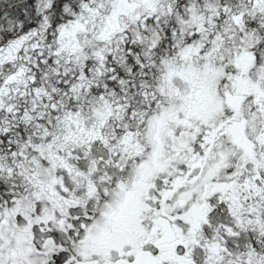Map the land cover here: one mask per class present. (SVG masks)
Returning <instances> with one entry per match:
<instances>
[{
    "label": "snow or ice",
    "instance_id": "1",
    "mask_svg": "<svg viewBox=\"0 0 264 264\" xmlns=\"http://www.w3.org/2000/svg\"><path fill=\"white\" fill-rule=\"evenodd\" d=\"M0 264H264V0H0Z\"/></svg>",
    "mask_w": 264,
    "mask_h": 264
}]
</instances>
